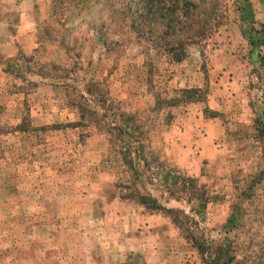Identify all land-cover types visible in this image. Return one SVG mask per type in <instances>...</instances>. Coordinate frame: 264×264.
I'll return each mask as SVG.
<instances>
[{"label":"rangeland","instance_id":"374dc122","mask_svg":"<svg viewBox=\"0 0 264 264\" xmlns=\"http://www.w3.org/2000/svg\"><path fill=\"white\" fill-rule=\"evenodd\" d=\"M145 1L0 0V264H264V0Z\"/></svg>","mask_w":264,"mask_h":264},{"label":"trees","instance_id":"16d2710c","mask_svg":"<svg viewBox=\"0 0 264 264\" xmlns=\"http://www.w3.org/2000/svg\"><path fill=\"white\" fill-rule=\"evenodd\" d=\"M169 2H171L172 4L177 3L178 5L182 4L180 0H146L144 3V13L146 14V16H144L143 19L149 21L150 24L157 23L158 21L157 20L155 21V19L157 18L159 13H163V15L165 16L163 20L166 22L161 23L160 25L166 28L165 34L170 35L171 32H173L174 35L178 36L180 32L182 33L185 31V27H182L181 25L187 23L185 22L187 21V19L185 20V18L189 13L187 9L190 5L187 4V2H184L185 7L178 8L177 10L175 9L174 11V9L167 7ZM164 9H166V14H164L163 12ZM194 32L195 30L192 31V33ZM194 35L195 34H187V38H194L195 37ZM170 45H171L170 43L167 44L166 49H169L168 47ZM180 60L181 58L179 56L177 58V61ZM120 132L122 133V131ZM168 211L170 213L174 212L171 210ZM185 219L188 218L185 217ZM196 244L198 243L196 242Z\"/></svg>","mask_w":264,"mask_h":264}]
</instances>
